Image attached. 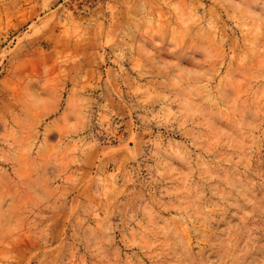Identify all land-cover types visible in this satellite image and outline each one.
I'll return each instance as SVG.
<instances>
[{
    "label": "rangeland",
    "instance_id": "1",
    "mask_svg": "<svg viewBox=\"0 0 264 264\" xmlns=\"http://www.w3.org/2000/svg\"><path fill=\"white\" fill-rule=\"evenodd\" d=\"M0 264H264V0H0Z\"/></svg>",
    "mask_w": 264,
    "mask_h": 264
}]
</instances>
